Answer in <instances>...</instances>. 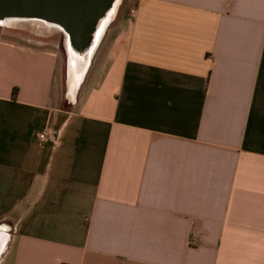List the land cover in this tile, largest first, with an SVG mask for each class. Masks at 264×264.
<instances>
[{
	"label": "crops",
	"instance_id": "obj_1",
	"mask_svg": "<svg viewBox=\"0 0 264 264\" xmlns=\"http://www.w3.org/2000/svg\"><path fill=\"white\" fill-rule=\"evenodd\" d=\"M107 28L73 98L0 34V264H264V0Z\"/></svg>",
	"mask_w": 264,
	"mask_h": 264
},
{
	"label": "water",
	"instance_id": "obj_2",
	"mask_svg": "<svg viewBox=\"0 0 264 264\" xmlns=\"http://www.w3.org/2000/svg\"><path fill=\"white\" fill-rule=\"evenodd\" d=\"M118 0H0V27L13 21H37L65 37L73 62L83 65L95 52L102 29ZM117 9V8H116ZM93 56V55H92Z\"/></svg>",
	"mask_w": 264,
	"mask_h": 264
},
{
	"label": "rangeland",
	"instance_id": "obj_3",
	"mask_svg": "<svg viewBox=\"0 0 264 264\" xmlns=\"http://www.w3.org/2000/svg\"><path fill=\"white\" fill-rule=\"evenodd\" d=\"M136 3L137 0H120L113 21L107 26L106 34H108L104 39L105 42H109L113 30L119 27L125 17L132 16ZM0 34L5 37L27 40L42 49L53 51L57 56V81L63 82L65 94H69V71L74 66V62L67 52L63 34L57 29L37 21L9 22L0 27ZM96 56L97 53L92 56L91 63L96 60ZM71 97L73 98L74 95Z\"/></svg>",
	"mask_w": 264,
	"mask_h": 264
},
{
	"label": "bare ground",
	"instance_id": "obj_4",
	"mask_svg": "<svg viewBox=\"0 0 264 264\" xmlns=\"http://www.w3.org/2000/svg\"><path fill=\"white\" fill-rule=\"evenodd\" d=\"M119 2L120 0H118L117 4L115 5V9L114 11L111 13V15L108 17V20L106 21V24H109L111 21H113V18L116 14V8L118 7L119 5ZM104 33V28L102 29V31L100 32L98 38L99 40L101 39L102 35ZM92 55L93 53L91 54V56L89 57V59L87 61H85L83 63V65H78L76 62H74V66L70 68V71H69V88H68V91H69V95L70 96H73L75 95L78 87H79V84L84 76V73L86 72L89 64H90V61H91V58H92Z\"/></svg>",
	"mask_w": 264,
	"mask_h": 264
},
{
	"label": "built area",
	"instance_id": "obj_5",
	"mask_svg": "<svg viewBox=\"0 0 264 264\" xmlns=\"http://www.w3.org/2000/svg\"><path fill=\"white\" fill-rule=\"evenodd\" d=\"M45 134H40L38 137H39V139H44V136Z\"/></svg>",
	"mask_w": 264,
	"mask_h": 264
}]
</instances>
